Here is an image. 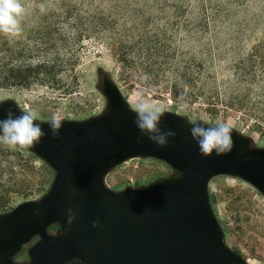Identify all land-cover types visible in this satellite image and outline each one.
I'll list each match as a JSON object with an SVG mask.
<instances>
[{
    "label": "rangeland",
    "instance_id": "374dc122",
    "mask_svg": "<svg viewBox=\"0 0 264 264\" xmlns=\"http://www.w3.org/2000/svg\"><path fill=\"white\" fill-rule=\"evenodd\" d=\"M21 3L25 8L21 32L0 33V44L6 42L1 61L8 68H18L23 46L35 50L41 35L47 34L55 47L47 55L35 54L32 62L57 59L63 66L56 69L58 85L0 87V120L7 118L9 109L13 117L35 111V123L41 128L58 115L64 120L62 126L93 133L101 126L135 124L134 109L146 101L162 106L161 121L167 120L185 138L192 139L189 121L207 122L205 127L224 123L232 129L241 157H264V95L261 109L238 108L233 103L243 89L262 96V82L238 84L236 66L264 38V0ZM124 5L129 9L126 15L121 11ZM217 5L221 9L216 13ZM178 7L181 13L176 18ZM97 12L106 22L113 21L109 29L84 25ZM178 21H187V27H178ZM173 22L176 25H170ZM192 91L194 98L185 97ZM7 148L0 164V216L10 227L33 222L41 231L45 216L59 199L55 186L66 172L62 173L61 162L47 158L38 146L22 150L0 144V150ZM188 178L178 165L149 154L130 155L98 174L75 154L63 178L65 202L60 217L67 218L72 209L78 219V205L87 193L84 188L96 187L98 193L118 197L156 183L186 186ZM203 197L223 246L245 264H264V192L239 172L228 171L206 179Z\"/></svg>",
    "mask_w": 264,
    "mask_h": 264
},
{
    "label": "water",
    "instance_id": "95a60500",
    "mask_svg": "<svg viewBox=\"0 0 264 264\" xmlns=\"http://www.w3.org/2000/svg\"><path fill=\"white\" fill-rule=\"evenodd\" d=\"M159 126L163 132L175 133L164 147L149 140L136 124H124L119 128L101 126L93 133L78 126H62L58 137H53L49 125H45L42 126L45 136L37 146L47 158L61 162L62 173L69 172L75 154L98 174L130 155L144 153L174 163L188 174L186 186L156 183L147 189L126 191L118 197L98 193L96 187L93 190L84 188L87 193L78 205L77 224H80L86 204L95 208L99 220L105 224L96 234L88 224L87 234H92L94 240L101 233L112 235L116 240L122 234L140 264H245L223 246L220 231L204 201L203 188L210 175L237 171L264 192V157H241L235 145L226 155L213 153L205 157L193 138H185L171 129L167 120L161 121ZM65 174L55 186L59 199L45 216L43 227L63 213L60 210L65 202ZM4 219L0 216V221ZM72 227L74 231V225ZM43 239L46 242L45 235Z\"/></svg>",
    "mask_w": 264,
    "mask_h": 264
},
{
    "label": "flooded vegetation",
    "instance_id": "af4514ba",
    "mask_svg": "<svg viewBox=\"0 0 264 264\" xmlns=\"http://www.w3.org/2000/svg\"><path fill=\"white\" fill-rule=\"evenodd\" d=\"M60 216L51 219L42 231L29 224L10 227L4 219L0 227V264H140L122 234L117 240L102 233L94 240L92 234H87L89 226L95 234L105 228L95 208L88 207V204L83 207L80 224H77L78 218L69 226L67 218ZM96 220L103 226L93 227ZM109 227L115 229L112 225ZM29 233L27 240L23 241Z\"/></svg>",
    "mask_w": 264,
    "mask_h": 264
},
{
    "label": "clouds",
    "instance_id": "9594fccd",
    "mask_svg": "<svg viewBox=\"0 0 264 264\" xmlns=\"http://www.w3.org/2000/svg\"><path fill=\"white\" fill-rule=\"evenodd\" d=\"M25 14L21 0H0V33L16 36L21 32V21ZM136 113L135 124L139 131L148 135V139L158 147H164L168 143L169 137H174L175 133L163 132L160 128V122L165 114L162 106H156L146 101L140 102L134 109ZM17 117H13L11 109L8 110L7 118L0 120V143L7 145L12 149L31 150L42 142L45 132L41 128L38 120V114L35 111H23ZM63 118L53 115L47 121L53 137H58L62 128ZM192 125L190 134L197 142L200 153L205 156H211L215 153L217 156L230 153L234 147L232 139V129L224 124L217 123L208 125L197 123L196 120L189 121ZM181 175V174H179ZM178 175V176H179ZM75 220V213L68 209L67 224L72 225ZM99 220L93 222V227H102Z\"/></svg>",
    "mask_w": 264,
    "mask_h": 264
},
{
    "label": "trees",
    "instance_id": "16d2710c",
    "mask_svg": "<svg viewBox=\"0 0 264 264\" xmlns=\"http://www.w3.org/2000/svg\"><path fill=\"white\" fill-rule=\"evenodd\" d=\"M92 2V0H91ZM125 6V5H124ZM219 7L221 9V6H216V13L219 11ZM129 11L128 6H125L121 8V11L126 15ZM177 10V9H176ZM69 11V10H68ZM177 12V11H176ZM181 13V7H178V14H176V18L180 16ZM68 14V13H67ZM178 15V16H177ZM212 17L214 19L216 18V15L214 14ZM113 23V21L106 22L104 18L100 17V14L97 12L95 15H91L89 18H87L84 22L85 26H93L97 25L101 28L109 29V26ZM115 23V22H114ZM169 25V24H168ZM170 25H176L175 22L171 23ZM188 22L178 21V27H187ZM2 38L0 36V43ZM54 41V40H53ZM56 45L57 43L54 42ZM6 46V42L3 44H0V53L4 50V47ZM58 46V45H57ZM53 43L51 42V38L49 35L44 34L40 37V43H38L35 50H30L26 48V46H23V49H21V62L18 68H8V65L3 63L0 57V87L1 88H12V87H22V88H29L37 83L51 85V84H57L58 85V70L60 69L63 64L59 62L57 59H43V60H37L36 62H32V59L34 55L42 54V56L47 55V51L52 49ZM6 51V49H5ZM41 56V57H42ZM237 73L236 78L237 81L239 80L238 84H242L245 82L247 86H251V84L260 81L264 84V38L262 40L258 41L246 54L245 58L242 59L240 62H238L237 66ZM240 87H238V90ZM251 88L249 89H243V92H240L233 100V103L238 108H243L245 106H252V108H255L254 110H257L258 108H263V101L262 97L264 95V89L260 91V95L257 96L256 94L251 95ZM194 98L195 94L192 91L189 95L185 94V97ZM2 146L4 144L0 143ZM7 145H4V147ZM9 152L8 148L6 151L0 150V164L4 161V157ZM0 169L1 165H0ZM3 206H0V209Z\"/></svg>",
    "mask_w": 264,
    "mask_h": 264
}]
</instances>
